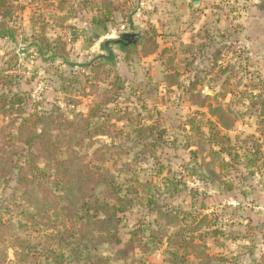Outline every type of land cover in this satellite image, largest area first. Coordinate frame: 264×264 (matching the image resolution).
Wrapping results in <instances>:
<instances>
[{"label": "rangeland", "instance_id": "1", "mask_svg": "<svg viewBox=\"0 0 264 264\" xmlns=\"http://www.w3.org/2000/svg\"><path fill=\"white\" fill-rule=\"evenodd\" d=\"M11 1L17 9L7 26L16 30V36L14 41L0 38V75L16 76L19 83L7 89L25 95L30 108L49 110L57 105L68 114L74 110L86 112L83 105L74 109L66 103L61 89L66 85L64 79L87 74L82 65L112 57L114 72L125 87L114 107L120 114L148 119L166 132L165 145L154 157L141 158L133 150L116 161L115 167L113 157L108 167L118 182L126 184L135 178L155 183L159 204L189 213L187 224L205 216L200 230L202 235L207 231L203 244L214 257L213 264H264V134L259 132L257 119L243 97L252 84L264 81V0L255 1L257 7L250 11L238 0H214L218 4L212 6L216 5L217 11L206 15L198 8L177 9L175 3L181 0H127V15L116 12L103 27L92 20L100 11L84 8L82 0H66L62 11L56 2ZM33 23L45 28L48 40L59 37L65 42L68 63L60 59L49 63L38 57ZM153 31L157 49L148 57L142 56L137 44L105 45L122 33L140 37ZM171 73L178 74L180 85L170 90L164 76ZM195 82V93L206 98L207 105L219 106L236 119L234 127L222 133L229 137L239 161H231L227 169H214L215 182L200 160L190 159L184 149L185 142L193 140L184 127L187 120L194 118L203 128L208 121L215 123L206 107L198 108L190 102L188 90ZM69 93L80 95L76 88ZM120 125L128 130L126 124ZM109 144L107 138L98 139V145ZM255 144L259 145V154L255 153ZM125 166L132 174L123 172ZM171 185L186 190L171 196L167 190ZM226 186H231V191ZM145 204L142 196L121 216L122 240L140 221L153 224L155 215L148 213ZM31 210L15 189L13 178L8 183L0 181V218L11 224L14 236L36 245L48 231L42 220L37 219V226L26 220L25 212ZM149 248L145 254L135 250L131 257L165 264V245ZM110 251L108 247L99 249L104 256H111ZM8 259V264H21L12 250H8Z\"/></svg>", "mask_w": 264, "mask_h": 264}, {"label": "trees", "instance_id": "2", "mask_svg": "<svg viewBox=\"0 0 264 264\" xmlns=\"http://www.w3.org/2000/svg\"><path fill=\"white\" fill-rule=\"evenodd\" d=\"M43 1L56 2L62 11L66 0ZM127 2L82 0L84 8L100 11L92 19L97 27L109 23L116 12L125 17ZM16 9L11 0H0V38L15 40L16 30L7 24ZM32 28L37 29L33 45L42 61L50 63L60 59L68 63L66 44L61 38L50 41L43 26L33 23ZM155 38L154 31L150 36L139 37L137 45L143 57L156 52ZM80 67L87 74L64 79L66 85L61 89L64 88L67 104L74 109L83 105L86 112L74 110L70 114L57 105L49 110L30 108L25 95L7 89L16 87L18 78L0 75V119L3 121L0 181L8 183L13 178L21 199L32 209L25 212L26 220L35 226L39 225L37 219L42 220L41 225L48 231L41 243L33 245L26 238L14 236L11 224L0 218V264H8V250H12L14 259L21 264H149L134 260L132 254L135 250L145 254L150 250L149 245L160 244L165 245V264H213L215 259L203 244L207 231L202 235L200 230L205 216L193 220L190 224L196 223L190 226L187 224L189 213L169 210L159 204L156 199L159 187L155 183L133 178L129 183L120 184L108 167L114 156L113 166L133 150L141 158L154 157L156 150L165 145V130L148 119L120 114L114 107L125 87L122 78L114 72L112 57ZM164 83L170 90L178 87V74L165 75ZM196 87V82L192 83L188 90L191 104L206 107L215 123L208 121L203 128L194 118L187 120L184 127L193 140L185 142L184 149L190 159L200 160L215 182L214 169H227L231 161H239L229 137L222 133L231 130L236 119L219 106L207 105L206 98L195 93ZM71 88L80 91V95L73 97L69 93ZM243 97L257 119L259 132L264 134V81L252 84ZM99 138L109 139L110 144L98 145ZM255 153L259 154L258 144H255ZM123 172L132 174L126 166ZM226 189L232 188L226 186ZM167 190L175 196L186 188L171 185ZM142 196L150 209L148 213L155 215L153 224L140 221L128 233V238L122 240L121 216ZM105 245L111 250V256L99 252Z\"/></svg>", "mask_w": 264, "mask_h": 264}, {"label": "crops", "instance_id": "3", "mask_svg": "<svg viewBox=\"0 0 264 264\" xmlns=\"http://www.w3.org/2000/svg\"><path fill=\"white\" fill-rule=\"evenodd\" d=\"M218 1H221V0H218ZM238 1H240L241 4L245 3L249 7V11L252 9L255 10V8L257 7L256 2H255L257 0H251V1L250 0H238ZM212 3L218 4L214 0H181V2L175 3V7L177 9H180V8L188 9L189 11L195 10L196 8H198L201 10L202 15H206L210 11H213V12L217 11L216 5L212 6L213 5ZM220 7H222V5Z\"/></svg>", "mask_w": 264, "mask_h": 264}, {"label": "water", "instance_id": "4", "mask_svg": "<svg viewBox=\"0 0 264 264\" xmlns=\"http://www.w3.org/2000/svg\"><path fill=\"white\" fill-rule=\"evenodd\" d=\"M138 40H139V35H137V34L122 33V34L118 35V38L116 40L105 42V45H108L109 43H111L114 45L121 44L124 47H129V46L136 45ZM104 249H107V246H104Z\"/></svg>", "mask_w": 264, "mask_h": 264}, {"label": "flooded vegetation", "instance_id": "5", "mask_svg": "<svg viewBox=\"0 0 264 264\" xmlns=\"http://www.w3.org/2000/svg\"><path fill=\"white\" fill-rule=\"evenodd\" d=\"M119 45L123 47V45H121V44H119Z\"/></svg>", "mask_w": 264, "mask_h": 264}]
</instances>
